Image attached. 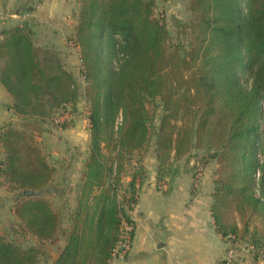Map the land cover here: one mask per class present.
<instances>
[{"label":"trees","instance_id":"16d2710c","mask_svg":"<svg viewBox=\"0 0 264 264\" xmlns=\"http://www.w3.org/2000/svg\"><path fill=\"white\" fill-rule=\"evenodd\" d=\"M25 5L13 13L15 22L0 25V80L9 107L26 119L0 124V184L15 195L13 229L36 243L0 232V264H110L123 219L133 229L128 210L146 171L138 162L120 199L122 173L129 155L153 141L159 180L176 177L195 149L201 165L217 161L215 224L223 236H243L225 208L231 197L243 214L245 205L264 214V0H188L190 16L177 24L184 42L172 40L156 0H79L73 42L80 75L61 51L36 43L24 17L34 7ZM81 99L88 154L66 244L49 262L44 243L63 229V218L45 196L56 168L36 130ZM257 168L260 197L253 194Z\"/></svg>","mask_w":264,"mask_h":264},{"label":"rangeland","instance_id":"374dc122","mask_svg":"<svg viewBox=\"0 0 264 264\" xmlns=\"http://www.w3.org/2000/svg\"><path fill=\"white\" fill-rule=\"evenodd\" d=\"M24 5L25 8L29 6L35 7L31 15L26 17V20L28 19L29 23L36 31V43L40 46L51 47L61 51L69 69L73 70L76 75H80L81 63L79 60L78 47L73 42L74 29L77 22L76 14L80 9L79 0H31L19 6ZM16 7L17 6L14 5L13 9ZM155 13L157 16L165 18L171 32L172 40L175 42L182 40L184 42L183 33H179L178 28L180 27L177 24L178 22L187 21L190 16L188 0H156ZM11 18L10 16H5V21L8 25L15 22L13 19H17L18 17ZM241 79L243 84H248L250 86L252 79L249 78L246 81V73L242 74ZM79 80L83 81V78L80 77ZM66 108V111L60 108L56 111L52 120L50 119L48 122L43 123L42 127L44 130L42 127L36 130L37 139L43 148L47 160L56 168V174L51 183L53 184L51 188L55 185L53 188L55 191L66 190L65 193L67 194H65V196H68L67 198H63L61 195L60 198V194H58L59 197L52 201L54 208L62 215L63 229L53 240L44 243L46 252L48 256H50L49 262L58 255L59 249L66 244L64 230L70 225L71 208L73 210L77 203V201L74 200L71 188L69 191H67L66 188L72 187L73 182L78 178L80 166L82 167V163L88 154L87 146L90 137L85 100L81 99L79 101L78 108L73 104H68ZM14 119L17 120L18 124L26 122V119L19 114H16ZM66 121L68 124L66 127H63L62 125ZM154 152L155 143L153 141L147 150H137L129 155L130 161L126 163V168L122 173V186L119 191L120 199H122L126 189L129 188L132 174H134L135 170L138 168V162H143L146 171L143 177L144 184L151 179V174L155 172L158 184L160 183L167 188L174 186L175 182H171L170 179H167L171 178L170 176L165 175L159 180L160 173L157 171L159 165L158 161L154 158ZM201 154V150L195 149L191 155L185 156V159L179 162L180 172L178 175L183 173L192 174L195 176L194 188H200L202 185L201 183H203L205 184V188L212 190V188L214 189L213 185L216 178L218 163L212 160L209 161L207 165H201ZM258 156L260 160H263L262 152L259 153ZM65 166L66 170L68 169L66 171L67 173L64 171ZM149 172L151 173L150 175ZM260 175L261 170L257 168L255 172L256 185L253 193L256 197L261 196L259 187ZM165 179H167V181ZM48 191L45 192L47 198L50 196V192ZM128 195L130 196L131 194ZM4 196H0V202H2L1 200H3V202L5 201V207L0 209V232L7 234L10 238L24 241V243L27 244L36 243L34 239L23 236L21 231L13 229L12 223L15 220L13 217L15 216L13 212L15 195L12 194L11 198L7 200H5ZM229 198V205L225 208L227 219L231 223L237 222L241 235L244 233L243 236L237 240L238 245L234 254L236 264L243 263L242 256H250L251 259L255 256H260L261 263L264 264V214L262 209L257 208L252 210L248 205H245L244 212H246V214H243V212L236 210V206L238 205L236 200H233L231 197ZM228 245L229 243L227 242L226 248ZM226 251L227 249H225L223 258L226 256ZM125 256H127V254H125ZM125 256H120L119 254L112 260L111 264H126ZM222 260L220 264H222Z\"/></svg>","mask_w":264,"mask_h":264},{"label":"crops","instance_id":"0c3cea01","mask_svg":"<svg viewBox=\"0 0 264 264\" xmlns=\"http://www.w3.org/2000/svg\"><path fill=\"white\" fill-rule=\"evenodd\" d=\"M27 1L31 0H0V25L6 22L5 16L13 18L12 14L16 8ZM14 5L17 7L13 9ZM33 11L26 13L24 17L31 15ZM1 66L0 60V68ZM11 102V94L0 80V124L16 115L9 107ZM0 154L1 156L3 154L2 148ZM83 169L82 163L78 178L75 182L72 179V187L66 188L67 191L71 188L76 201L77 185L81 182ZM67 170L65 166V173ZM167 179L175 182L173 187L167 188L158 184L155 172L151 174V179L143 183L138 193L137 203L128 210L133 220V234L131 249L125 256V263L220 264L225 253L227 237L218 230L213 218L214 189L205 188L203 183L200 188H194L195 176L192 174L183 173ZM52 185L48 188L50 192L48 198L51 201L58 198V194L60 198L61 195L63 198L68 197L65 196L66 190L55 191L53 189L55 185L51 188ZM11 195L7 187L0 184V196L7 200ZM1 201L0 209L5 207V201ZM13 217L15 219V216ZM242 257L241 264H262L260 256L253 259L250 256Z\"/></svg>","mask_w":264,"mask_h":264},{"label":"built area","instance_id":"2783aa9c","mask_svg":"<svg viewBox=\"0 0 264 264\" xmlns=\"http://www.w3.org/2000/svg\"><path fill=\"white\" fill-rule=\"evenodd\" d=\"M12 16L17 17V14H12ZM131 231L132 226L125 219H123L120 230V240L115 248L112 260L115 259L119 254L120 256H125V254H128L132 244ZM227 242L229 243V245L226 248V256H224L222 264H236L234 254L238 245V241L234 239L233 235H228ZM112 260L110 264L112 263Z\"/></svg>","mask_w":264,"mask_h":264}]
</instances>
